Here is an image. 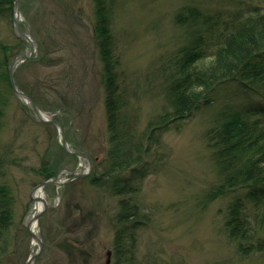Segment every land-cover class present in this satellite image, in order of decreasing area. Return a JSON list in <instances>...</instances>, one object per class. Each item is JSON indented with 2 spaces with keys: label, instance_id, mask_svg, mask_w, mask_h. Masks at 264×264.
Masks as SVG:
<instances>
[{
  "label": "rangeland",
  "instance_id": "374dc122",
  "mask_svg": "<svg viewBox=\"0 0 264 264\" xmlns=\"http://www.w3.org/2000/svg\"><path fill=\"white\" fill-rule=\"evenodd\" d=\"M112 1L110 28L121 81L125 87L138 88L136 98H131L139 117L138 133L167 105L159 65L189 42L187 31L175 23L178 12L192 6L206 13L247 14L258 4V0ZM20 11V25L36 39L38 57L33 64L19 66L16 83L64 126L70 149L88 153L92 172L100 171L109 133L94 0H22ZM14 17L13 10V16L7 13L0 18V157L4 161L0 187L10 191L14 223L0 264H27L39 248L28 225L37 205L33 191L44 182L43 166L53 161L62 180L72 176L66 169L90 170L85 157L63 154L58 128L39 121L4 78L15 58L30 52L28 43L16 35ZM3 47L8 48L7 67L1 62ZM251 100L264 103L258 95L229 85L217 92L211 106L163 134L159 155L151 157H161L163 163L133 195L146 221L132 234L133 244H126L134 251L135 264H264L263 254L243 257L226 234L225 211L231 196L211 198L221 176L206 139L221 114ZM44 193L49 207L37 223L43 250L34 264H115L120 198L92 187L84 178L60 188L49 185ZM127 262L124 259L122 264Z\"/></svg>",
  "mask_w": 264,
  "mask_h": 264
},
{
  "label": "trees",
  "instance_id": "16d2710c",
  "mask_svg": "<svg viewBox=\"0 0 264 264\" xmlns=\"http://www.w3.org/2000/svg\"><path fill=\"white\" fill-rule=\"evenodd\" d=\"M14 3L15 0H0V18L7 13L13 16ZM94 3L95 33L106 90L109 149L98 165L101 170L95 168L84 179L92 187L120 198L115 218V264H122L124 259L135 264L134 251L126 244H133L132 234L146 221L133 195L141 182L163 163L161 157L151 160L152 155H159L163 134L211 106L217 92L229 85L250 91L264 101V0H258L247 14L206 13L192 6L178 12L175 23L187 31L189 42L159 65L167 105L140 133L139 117L131 106L138 88L123 85L120 59L115 55L110 28L113 1ZM7 49L3 47L1 58L6 67ZM208 57L211 59L205 63ZM8 72L7 69L3 74L10 82ZM206 139L221 176L211 198L231 196L225 211L226 234L243 257L264 255V103L251 100L248 105L221 114L219 124L207 132ZM63 154L68 155L65 150ZM52 162L40 171L44 181L56 176L57 166ZM3 163L0 157V166ZM11 204L10 191L1 186L0 253L7 249L14 224Z\"/></svg>",
  "mask_w": 264,
  "mask_h": 264
},
{
  "label": "water",
  "instance_id": "95a60500",
  "mask_svg": "<svg viewBox=\"0 0 264 264\" xmlns=\"http://www.w3.org/2000/svg\"><path fill=\"white\" fill-rule=\"evenodd\" d=\"M21 1L22 0H15V3H14L15 31H16V35L19 38L23 39L24 41H26L28 43V45L30 46V52L20 53L15 58V60L12 62V64L10 65V67H9L10 83L13 87L15 94L18 96V98L22 102H24L29 108L32 109V111L34 112L35 116L37 117V119L39 121L44 122V123L53 124L58 128L59 137H60V140L62 142V145H63L65 151L69 154L77 155L79 157H85L89 161V164H90V168H89L90 170L87 173H85V172L84 173H77V172L75 173L71 170L66 169L69 173L72 174L71 178H69L67 180H62L61 179V173H58L54 178H51L49 180L42 182L33 191V199L35 200L34 194L39 189L44 190L45 187H47L49 185H54L56 187H63L69 182H72L78 178H82V177H86V176L90 175L92 172V169H93V163L90 160V156L88 153H86V152H81V153L75 152V151H72L70 149L69 144L67 142V138H66V130L63 127V125L59 121L52 119V117H50V115L47 112L42 111V109L39 106H37V104L35 103L33 98L30 95H28L27 93H25L24 91H22L16 83L15 72L19 68V66L22 65L23 63L27 62V61L35 60L38 57V45H37L36 39L31 35V33H26L25 31H23V29L20 25V19L22 17L21 11H20ZM43 201L45 204L44 208L42 210H40L37 214H35L33 217L37 223H38L40 217L47 211V209L49 207L47 201L46 200H43ZM28 230L30 231L34 240L39 245L38 250L30 256V258L27 262V264H34L36 258L41 254V252L43 250V242H42L41 238L39 237V235H35L31 231L30 225H28Z\"/></svg>",
  "mask_w": 264,
  "mask_h": 264
},
{
  "label": "bare ground",
  "instance_id": "6f19581e",
  "mask_svg": "<svg viewBox=\"0 0 264 264\" xmlns=\"http://www.w3.org/2000/svg\"><path fill=\"white\" fill-rule=\"evenodd\" d=\"M47 117V116H46ZM34 198H35V201L37 202V205H36V209L35 211L33 212L32 216H31V220H30V229L31 231L35 234V235H38V224L37 222L34 220V215L37 214L40 210H42L45 206L44 204V201L46 196H45V193H44V190L42 189H39L35 192L34 194Z\"/></svg>",
  "mask_w": 264,
  "mask_h": 264
}]
</instances>
